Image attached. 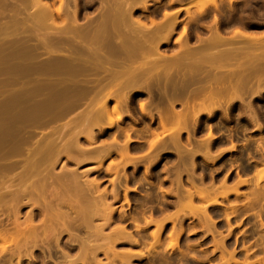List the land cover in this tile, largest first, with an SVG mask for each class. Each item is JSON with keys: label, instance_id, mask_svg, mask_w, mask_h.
I'll return each mask as SVG.
<instances>
[{"label": "rangeland", "instance_id": "1", "mask_svg": "<svg viewBox=\"0 0 264 264\" xmlns=\"http://www.w3.org/2000/svg\"><path fill=\"white\" fill-rule=\"evenodd\" d=\"M65 1L63 5L61 0H0V146L19 138L34 146L44 136L61 142L76 137L86 150H113L98 168L97 159L82 157L78 164L62 157L54 167V173L60 172L62 165L76 169L80 176L86 173L82 180L95 179L98 189L106 194L104 205L96 203L89 215V233L94 235L88 242L87 263L226 264L223 259L232 255L237 264H264V0H214L215 6L211 5L213 0H146L148 4L145 0L141 4L124 0L130 9L123 3L124 10L118 9L120 5L115 10L129 9L127 24L131 18L137 19L152 31V23L162 24L165 15L169 16L167 23L177 21L168 42L158 39L157 44H151L154 50L132 58L125 56L129 48L121 49L112 40V44H92L89 40L90 26L104 22L108 32L124 22L123 12V20L120 14L113 18L116 25L112 20L120 0ZM60 5L62 12L58 13ZM199 8L204 10L199 13ZM213 30L231 43L228 40L208 47ZM236 30L255 39H248L251 48L245 47L247 39L237 38ZM233 42L240 48L238 55L211 63L223 64L226 69H234L238 63L248 67V86L236 95L220 94L219 101L201 108L204 111L196 123L189 122L186 129H177L170 117L164 119V129L159 124L160 118L167 116L164 94L175 95L173 109L184 113L180 91L174 92L170 85L163 90L162 79L155 77L132 83L123 75L111 74L119 64L137 67L150 64L159 54L167 59L180 56L185 46L194 58L218 55L233 47ZM96 49L98 56L93 53ZM69 62L101 63L104 69L73 72ZM257 77L262 78L258 84ZM78 88L90 90V95L110 96L109 109L114 100L120 102L117 110L121 120L101 133L93 129V145L86 141L85 130L76 120L86 101L62 117L53 116L69 105ZM122 96L127 99L120 101ZM57 101L59 106L60 102L67 106L59 108ZM126 135L130 141L124 158L119 152L126 146ZM155 135L159 141L150 148ZM19 159L17 154L6 157L8 163ZM30 209L29 205L21 206L20 222L26 220ZM5 213L0 216V230L8 227V232H14L11 222L15 217ZM32 221L41 227L40 217L34 216ZM119 226L125 228L130 242L118 238L121 235L115 228ZM56 236L58 247L52 239L39 241L36 247L28 244L20 251L10 245L5 252L0 251V264H67L64 262L78 256L80 246L68 241V233ZM114 251L131 252L132 257L123 262L121 254Z\"/></svg>", "mask_w": 264, "mask_h": 264}, {"label": "bare ground", "instance_id": "2", "mask_svg": "<svg viewBox=\"0 0 264 264\" xmlns=\"http://www.w3.org/2000/svg\"><path fill=\"white\" fill-rule=\"evenodd\" d=\"M134 1L136 0H132V2ZM137 1H139V3L141 4L144 0ZM156 1L158 0H155V2ZM118 2L120 4L116 2L114 12L112 13L113 15H115V13L116 15H118H115L114 17L112 15V20L115 25L118 22L114 21L115 19H118L117 17H120L121 15L119 19H122L123 14H125V17L126 13L130 14V12L128 11L130 9V5H126L127 3L129 4V2H122L121 0ZM123 3H125L126 8L129 9L125 8L126 12L120 11V13H117V11L115 10L116 7H119L120 5L121 7H119L118 9L121 10L122 6L125 7ZM146 4H148V2ZM212 4L215 6L214 0L212 1L211 5ZM45 5L43 4V6ZM61 5L58 8L60 9V11L56 9V14L57 11L58 13L62 12ZM124 7L122 8V10H124ZM201 9L203 8H199L198 11ZM47 10H45V12H47ZM122 12L123 14H121ZM73 14V17H75L76 14ZM188 16H190V14ZM125 17L123 16V18ZM167 17L169 16L165 15V19ZM126 18L124 20L122 19L124 21L122 22V24L125 23L123 27H121L122 24H120L121 21L119 20V25L111 27L112 31L108 29V32L107 30H105L106 27H104V22H101V24L99 23V25L96 24L95 26H92V28L90 26L89 40L92 42V44L93 42L94 44H112L113 41V44H120L119 48L121 49L127 51L129 48V51L126 52L125 56L128 58H132L135 57L136 54L142 56L154 50L151 44H157L156 41L158 39H160V43L168 42L177 23V21L175 22V19L174 21L172 20L168 23L166 22L167 20L164 19V22L162 24H155L153 22L152 25H154L152 26L153 28H151L153 30L151 31L150 29H148L150 28L149 26H146L144 23L140 22L137 19L136 21L135 19L134 21H131V18L130 23L127 24L126 21H129V17L127 16ZM64 19L65 18H63V20ZM74 22H76V20H74ZM154 26H156V28ZM77 27H73L75 31H77ZM238 31L239 30H236L235 33L237 38L241 40L243 38L245 40H248L250 38V40H252L251 37H247V35L245 36L244 33L242 34L240 33V31ZM78 32H80L79 27ZM79 36L80 35L78 34V37ZM250 40H248L245 47L251 48L253 46L251 42L255 41V39L253 38V40L249 44ZM90 41H88V44H90ZM104 41H106V43ZM107 41L111 42L108 43ZM208 41H211L210 43H217H209L208 47L221 46L224 45L222 43H227L226 38H224V36L219 34L217 31L214 32L213 36L210 35V40L208 39ZM237 41L236 44H238ZM229 42L230 40L228 41V43ZM128 44H130V47H128ZM205 44H207V41ZM233 44L234 42L232 43V46ZM155 49L157 50L156 47ZM227 49L223 52L220 51L218 55L206 54L202 58H194L191 56L189 48L185 46L182 48L183 54H180V56L179 54H177L178 56H175L176 54H174V57L176 58L169 57L170 59L168 58V60L167 56L159 54L156 60L152 61L150 64L142 63L137 67H132L131 63L119 64L117 65L118 70L112 72L111 74L115 76L123 75L130 79L129 82L132 83H134L136 79L142 77H155L158 81L162 79L163 90H165L166 87L170 85L174 92L175 90L180 91L181 96L184 98V108L182 107L184 109V113L181 111H175V109H173V98L175 97V95L173 96L172 94L171 97H169L164 94V101L166 104L165 110L168 114L166 113V118H164V116L160 118L159 124L160 127L164 129V119H168L167 117H170L171 119L169 118V120H171V124L173 126H175L179 130L186 129L189 122H192V124L196 123L199 113L204 111L201 108H203L206 104H215L219 101L220 94L230 93L236 95L240 93L241 89L248 86L251 77L248 71V67L242 66L238 63L234 69H226L223 64L214 65L211 63L225 58L234 57L240 53V48L235 44L233 47H231L230 45V48L228 50ZM98 52L99 49L93 51L96 56H98ZM68 64L70 65V70H72L73 72H87L92 68L98 70L104 69V66L101 63L78 64L69 62ZM46 65L49 66L47 63L45 64V66ZM66 67L68 68L67 65ZM42 68H44V66ZM161 69L162 73L160 71ZM261 81V77L256 78L257 84ZM75 90L78 93L75 94V97L73 96V101L71 100L70 103L68 102V106L65 105L66 102L64 105H62V103L60 102L62 106L67 107L62 108L61 105L59 106L57 101V106L64 110H58V114H55L52 110V112L54 113L53 116L56 115V117H62L70 110L78 107L81 103H83V101H86V108L82 110L78 115H76V120L79 123V128L85 130L86 141L89 143V145H93L95 142L93 129H97L98 132L101 133L103 129L111 128L114 125L115 121L121 120L122 117L117 110V106L120 102L119 100H114V106L112 107V109H109L108 102L110 100V96H99L96 93L90 95V90L86 88H78ZM196 98L200 99L198 103L194 102V99ZM125 99H127V97L122 96L120 98V101ZM61 101L63 102L64 100ZM56 109L54 107V110ZM140 109L144 111L143 104H140ZM58 111L55 112L57 113ZM207 113L211 114L212 111L207 110ZM112 115H114L115 117L113 118ZM76 133H78V131ZM159 138L160 137L158 135H155L154 140L151 141L149 147L153 148L154 145L159 141ZM156 140L158 141L155 143ZM129 141L130 138L128 135H126V146H123L125 148H123L122 152H119L120 157L125 158L128 156L127 143ZM31 145L32 144L29 140L19 138L13 143H7L6 145L0 146V216L4 215V213L7 211V213H5L6 216L13 214L15 217L14 221L11 222L12 227L14 223V232H8L6 230L8 227L6 229L0 230V251L1 253L5 252L10 247V245H13L15 250L20 251L23 250V248L25 249L28 244L36 247L39 241L44 242L48 241L49 239L54 240L58 247L59 237H55V234L68 233V241L75 244L77 242V245L80 246V251L78 250L80 253L77 254V257H75L77 259L74 258L71 261H66L64 263L75 264L76 261H80V264H85L88 262L86 261V258L88 257L87 254H89L87 253L89 247L88 242L89 239L94 235H91L89 233L91 229V219L89 215L94 207L93 205H97L96 203H98V205L99 203L104 205L103 203L105 202L104 200L106 194L105 192L98 189L99 183L95 179H85V181L82 180L83 178L87 177L86 173L84 174V176L83 174L82 176H80V174L77 173L76 169H66V165H62L60 172L54 173V167L62 157H65L66 161L75 162L76 164L79 163V157H82L84 159H97L98 165L96 168H98L101 165V161L111 155L113 150H111L110 148L86 150L80 145L76 137L73 140L61 142L60 140L58 141V139L48 138L44 136L36 141L34 146ZM13 154L19 155L20 159L14 163H8L6 161V157ZM15 169H19V171L12 175L8 174ZM108 171H111L110 166L108 168ZM114 172H116V169H114ZM22 205H29L31 207L30 211L26 215V220L24 222H20L18 219L19 210ZM34 216L40 217L41 227H36L33 224L32 220ZM115 231L119 236L121 235L120 237H118L119 239H121V237H125L124 239L129 240V236H127L129 234L126 233L124 227H116ZM79 232H83L85 235L80 237L78 235ZM123 238L122 240H124ZM119 239H117L116 241H119ZM156 239L157 242L158 238ZM169 243V245H171L172 242ZM172 244L174 245V243ZM176 244L177 243H175L174 246H176ZM46 247L49 248V246ZM116 252L119 253L118 251ZM116 252V255L120 256L121 254V258H118L123 262L124 260L127 261L126 258L128 259V257H132L131 252H129L130 255L127 252H120V254H117ZM123 253L126 256L127 254L129 256L126 257L125 255H123ZM140 254L139 256L143 257L142 254ZM223 260L226 262V264L236 263L232 255L229 259Z\"/></svg>", "mask_w": 264, "mask_h": 264}]
</instances>
